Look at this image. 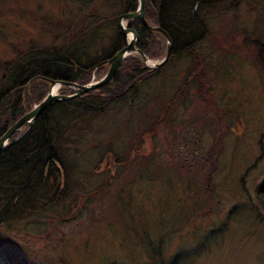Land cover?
I'll return each instance as SVG.
<instances>
[{"label":"rangeland","instance_id":"1","mask_svg":"<svg viewBox=\"0 0 264 264\" xmlns=\"http://www.w3.org/2000/svg\"><path fill=\"white\" fill-rule=\"evenodd\" d=\"M121 3L0 0V62L72 44L86 59L102 55ZM199 15L209 32L195 47L201 77L163 118L186 56L101 114L54 113L64 186L55 193L50 178L39 213L0 225V264H152L150 245L165 264H264V74L253 44L264 43V0ZM121 155L131 161L115 168Z\"/></svg>","mask_w":264,"mask_h":264},{"label":"trees","instance_id":"2","mask_svg":"<svg viewBox=\"0 0 264 264\" xmlns=\"http://www.w3.org/2000/svg\"><path fill=\"white\" fill-rule=\"evenodd\" d=\"M122 1L121 13L136 9V0ZM222 1L224 0L144 1V19L159 27L170 41L166 62L151 69L137 55H128L120 62L115 74L106 84L72 100L52 103L37 116L26 132L27 125L15 132L10 140L18 136L19 138L0 151V225L34 217L39 213L43 204L47 203L44 199L50 188V178L55 177V193L62 191L64 172L56 148L60 139L57 137L59 132L53 134L48 125L52 120V126L59 125L58 119H54L56 111L63 113L74 108L82 115L91 112L101 114L107 107L128 97L133 99L136 86L159 76L162 70L169 68L180 56H186L191 65L174 95L160 109L158 118H163L166 109L185 97L187 88L194 80L199 81L202 74L201 58L195 47L209 34L199 13L204 9L215 8ZM196 3V9L191 13ZM126 27L136 33V48L149 60L160 56L161 50L165 49L163 37L157 32L147 31L138 20L128 21ZM253 44L258 49L257 56L262 62L263 75L264 43L256 40ZM76 45L72 44L64 51L54 48L28 50L10 63L0 62V68L3 69L0 76V136L30 111L31 104H38L43 99L49 87L47 80L87 84L93 71L97 77L102 76L108 68L106 61L124 47L125 40L114 25L111 41L102 55L86 59L88 53L84 54V48L80 52L76 51ZM58 93L66 95L72 93V90L61 87ZM127 161H131L128 155L118 156L114 159L113 166L126 167ZM256 198L264 209V183L258 185ZM158 247L149 246L151 263L165 264ZM166 264H177L176 258L173 257Z\"/></svg>","mask_w":264,"mask_h":264},{"label":"water","instance_id":"3","mask_svg":"<svg viewBox=\"0 0 264 264\" xmlns=\"http://www.w3.org/2000/svg\"><path fill=\"white\" fill-rule=\"evenodd\" d=\"M144 1L145 0H137V7L135 11L121 14L117 17L116 19V26L119 29L120 33L122 34L123 37H126V34H130L131 38L127 43H125L124 47H122L117 53H115L110 59L106 61L108 64V69L106 73L101 77L96 83L93 84H87V85H77L75 83L71 82H61V81H50L49 82V88L46 93V95L43 97V99L35 105L30 111H28L26 114H24L22 117H20L15 123H13L1 136H0V151L4 149L5 146L8 144L14 142L10 141L9 138L19 130V128L22 125H27V129L31 125V123L37 118V116L46 108H48L52 103L56 102H64V101H69L74 98H77L81 96L82 94L99 88L106 84L112 76L115 74L120 62L127 56L128 54H137L139 58L144 62V63H149L151 64V68L155 69L160 66H162L169 55L170 51V41L166 34L157 26H152L150 25L143 16L144 13ZM197 7V3L193 6L191 13L194 12V10ZM131 20H138L143 28H145L147 31H154L159 33L165 40V50H164V55L162 59L157 62V63H152L149 61L137 48H136V42H137V35L136 33L128 28H125L122 26V22H128ZM54 84L62 85L68 88H71L74 93L72 95H58V94H52L51 92V87ZM26 129V131H27ZM25 131V132H26Z\"/></svg>","mask_w":264,"mask_h":264},{"label":"bare ground","instance_id":"4","mask_svg":"<svg viewBox=\"0 0 264 264\" xmlns=\"http://www.w3.org/2000/svg\"><path fill=\"white\" fill-rule=\"evenodd\" d=\"M124 25V23L122 22V26ZM127 41H129V39H130V34H126V38H125ZM55 87L56 86H53L52 87V89H51V92H52V94H54V92H55Z\"/></svg>","mask_w":264,"mask_h":264},{"label":"flooded vegetation","instance_id":"5","mask_svg":"<svg viewBox=\"0 0 264 264\" xmlns=\"http://www.w3.org/2000/svg\"><path fill=\"white\" fill-rule=\"evenodd\" d=\"M73 93H74V91L72 90V93H70V94H66V95H72ZM26 129H27V128H26ZM27 130H28V129H27ZM25 131H26V130H25ZM10 138H11V137H10ZM18 138H19V136L16 137L15 139H12V140L9 139V142H10V141H13V140L16 141ZM12 143H13V142H12ZM8 145H9V144H8ZM5 147H6V146H5Z\"/></svg>","mask_w":264,"mask_h":264}]
</instances>
